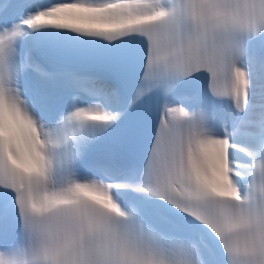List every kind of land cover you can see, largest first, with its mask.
I'll use <instances>...</instances> for the list:
<instances>
[{"label":"snow or ice","instance_id":"6c2138e0","mask_svg":"<svg viewBox=\"0 0 264 264\" xmlns=\"http://www.w3.org/2000/svg\"><path fill=\"white\" fill-rule=\"evenodd\" d=\"M0 264H264V0H0Z\"/></svg>","mask_w":264,"mask_h":264}]
</instances>
